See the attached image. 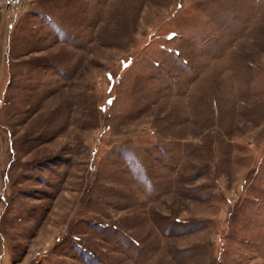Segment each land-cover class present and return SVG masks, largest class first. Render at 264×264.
Wrapping results in <instances>:
<instances>
[{"label": "rangeland", "instance_id": "374dc122", "mask_svg": "<svg viewBox=\"0 0 264 264\" xmlns=\"http://www.w3.org/2000/svg\"><path fill=\"white\" fill-rule=\"evenodd\" d=\"M0 264H264V0H0Z\"/></svg>", "mask_w": 264, "mask_h": 264}, {"label": "snow or ice", "instance_id": "6c2138e0", "mask_svg": "<svg viewBox=\"0 0 264 264\" xmlns=\"http://www.w3.org/2000/svg\"><path fill=\"white\" fill-rule=\"evenodd\" d=\"M111 103V102H110Z\"/></svg>", "mask_w": 264, "mask_h": 264}]
</instances>
